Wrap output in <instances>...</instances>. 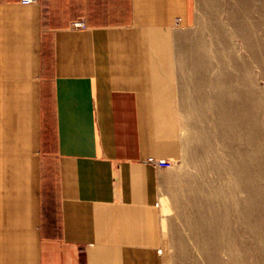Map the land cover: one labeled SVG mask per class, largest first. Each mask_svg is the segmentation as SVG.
Listing matches in <instances>:
<instances>
[{
    "label": "crops",
    "instance_id": "obj_1",
    "mask_svg": "<svg viewBox=\"0 0 264 264\" xmlns=\"http://www.w3.org/2000/svg\"><path fill=\"white\" fill-rule=\"evenodd\" d=\"M192 17L193 0H0V264H164L149 159L180 155Z\"/></svg>",
    "mask_w": 264,
    "mask_h": 264
},
{
    "label": "rangeland",
    "instance_id": "obj_2",
    "mask_svg": "<svg viewBox=\"0 0 264 264\" xmlns=\"http://www.w3.org/2000/svg\"><path fill=\"white\" fill-rule=\"evenodd\" d=\"M180 30V155L160 177L161 256L264 264V0H193Z\"/></svg>",
    "mask_w": 264,
    "mask_h": 264
},
{
    "label": "built area",
    "instance_id": "obj_3",
    "mask_svg": "<svg viewBox=\"0 0 264 264\" xmlns=\"http://www.w3.org/2000/svg\"><path fill=\"white\" fill-rule=\"evenodd\" d=\"M35 1H37V0H20V3L22 5H29V4H32ZM75 25L78 26V27H84L85 26L83 21H78V22H76ZM149 161L151 163H153L158 168H170L173 165V161L172 160L161 159V158H156V157H151L149 159Z\"/></svg>",
    "mask_w": 264,
    "mask_h": 264
}]
</instances>
